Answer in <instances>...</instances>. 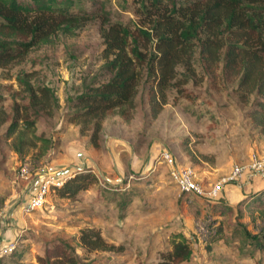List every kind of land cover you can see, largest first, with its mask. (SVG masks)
Segmentation results:
<instances>
[{"label":"rangeland","instance_id":"rangeland-1","mask_svg":"<svg viewBox=\"0 0 264 264\" xmlns=\"http://www.w3.org/2000/svg\"><path fill=\"white\" fill-rule=\"evenodd\" d=\"M72 1V12L86 13L79 26L60 30L25 57L0 67V213L7 215L4 231L13 229L18 248L16 256L0 264H41L39 258L47 249L57 254L54 247L62 242L97 264H155L179 241H190L192 256L177 264H264V249L257 244H264V193L235 208L227 207L224 191L217 201L187 198L159 158L168 151L179 165L195 170L209 192L233 165L247 164L255 153L264 155V136L247 116L252 102L241 101L237 81L223 82L217 68L210 88L198 52L195 65L202 82L188 87L197 100L171 90L168 104L153 120L143 82L135 109L126 108V115L121 110L110 112L95 147L90 133L83 135L81 125L66 124V116L77 97L108 80L102 28L122 22L135 29L139 4L138 0ZM8 40L27 41L16 36ZM19 78L36 90L51 88L58 106L48 111L34 107ZM16 104L24 120L9 134ZM28 116L33 126L27 127ZM26 162L35 170L30 183L19 178ZM88 169L99 183L76 200L51 192L42 210L23 211L38 182L36 172L70 178ZM257 178L263 185L259 191L264 176L247 179L255 186ZM207 222L212 234L205 241L196 225ZM87 228L100 230L108 244L123 251L85 253L78 238Z\"/></svg>","mask_w":264,"mask_h":264},{"label":"trees","instance_id":"trees-1","mask_svg":"<svg viewBox=\"0 0 264 264\" xmlns=\"http://www.w3.org/2000/svg\"><path fill=\"white\" fill-rule=\"evenodd\" d=\"M73 4L72 0H30L29 3L0 0V67L25 57L33 47L60 30L79 26L86 13L72 12ZM138 4L135 14L139 22L135 29L122 22L102 28L108 80L89 87L73 101L66 124L81 125L82 134L90 133V141L97 147L107 115L115 110L126 115L128 107L134 110L143 82L148 87L146 95L153 120L168 104L171 90L184 99L197 100L199 96L191 94L188 87L202 82L195 65L199 52L210 88L216 81L214 69L217 68L223 82L236 80L235 91L241 101L247 105L252 102L247 116L264 136V0H138ZM9 36L27 41L11 42ZM18 81L34 107L48 111L58 106L59 100L51 88L36 90L29 82L20 78ZM23 120L16 104L9 134L16 132ZM25 122L27 127L34 125L29 116ZM97 183L99 179L92 169L80 170L54 192L60 198L76 200ZM259 191L246 195L238 205L249 204L250 198L264 193V188ZM78 240L87 254L123 251L108 244L96 228L82 230ZM257 244L264 249V244L259 241ZM54 249L57 254L49 248L39 262L97 264L87 255L79 256L67 242L55 245ZM17 254L18 248L9 257ZM191 256L190 241H179L155 264H177Z\"/></svg>","mask_w":264,"mask_h":264},{"label":"built area","instance_id":"built-area-1","mask_svg":"<svg viewBox=\"0 0 264 264\" xmlns=\"http://www.w3.org/2000/svg\"><path fill=\"white\" fill-rule=\"evenodd\" d=\"M160 161L166 164L170 170V176L174 183L178 186L181 193L185 196H201L209 198L211 201L219 200L225 186L235 184L246 177L264 176V155L252 154L249 162L245 165L235 164L229 174L218 184L213 186L209 192L204 189L203 183L198 173L190 167L181 166L168 151H163L160 155ZM158 158V159H159ZM35 170L29 162L20 166L19 178L25 182H31L34 177ZM38 182L36 187L30 192L29 197L22 208L27 214L37 210H42L47 203L48 196L54 192L56 188L62 187L68 180L66 175H57L54 172L41 170L36 172ZM7 215L0 213V259L9 257L17 248V240L11 242L6 241L4 231ZM197 233L202 235L203 240H208L212 234L210 223H202L196 225Z\"/></svg>","mask_w":264,"mask_h":264},{"label":"crops","instance_id":"crops-1","mask_svg":"<svg viewBox=\"0 0 264 264\" xmlns=\"http://www.w3.org/2000/svg\"><path fill=\"white\" fill-rule=\"evenodd\" d=\"M247 178L242 179L238 183L225 186L222 198L226 199L228 207L235 208L246 197L247 192L258 191V189L263 187V185H260L261 181L259 183V178L254 179V182L257 183L255 186L251 185ZM14 235L13 229L6 231L5 240L11 242L17 239Z\"/></svg>","mask_w":264,"mask_h":264}]
</instances>
